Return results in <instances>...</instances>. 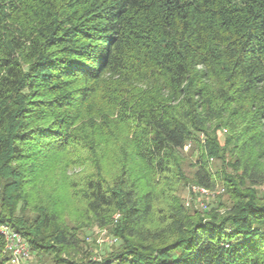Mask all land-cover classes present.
I'll return each mask as SVG.
<instances>
[{
    "label": "trees",
    "instance_id": "obj_1",
    "mask_svg": "<svg viewBox=\"0 0 264 264\" xmlns=\"http://www.w3.org/2000/svg\"><path fill=\"white\" fill-rule=\"evenodd\" d=\"M261 186L264 0H0V264H264Z\"/></svg>",
    "mask_w": 264,
    "mask_h": 264
},
{
    "label": "rangeland",
    "instance_id": "obj_2",
    "mask_svg": "<svg viewBox=\"0 0 264 264\" xmlns=\"http://www.w3.org/2000/svg\"><path fill=\"white\" fill-rule=\"evenodd\" d=\"M190 146H187L184 153L189 157L187 159V162L185 164V171L186 173L191 176L193 174V169L189 167V164L191 162H195V156L189 155ZM214 170L218 169L219 162H214ZM218 189L216 192H214V195L209 198H201L198 194L194 192L195 185L192 183H189L187 187L181 190V197L185 201L186 207L189 209L197 210L201 214H205L212 207H214L215 203L219 199L218 197L224 196V189L223 185L218 182ZM264 190V186H261L259 190ZM220 200V199H219ZM222 202L224 204L228 205L230 201L227 199V197L222 198ZM223 211V210H222ZM81 238L86 241V244H84V252H87L88 250H92L97 255V259H101L107 255L108 252H111V250L117 246L118 241L114 239V237L110 234L109 231L105 229H99L97 227H90L87 230H84V232L81 235ZM23 264H51V261L49 259L45 258L43 260L38 259L31 251V258L28 261H25Z\"/></svg>",
    "mask_w": 264,
    "mask_h": 264
},
{
    "label": "built area",
    "instance_id": "obj_3",
    "mask_svg": "<svg viewBox=\"0 0 264 264\" xmlns=\"http://www.w3.org/2000/svg\"><path fill=\"white\" fill-rule=\"evenodd\" d=\"M194 192L206 199L214 195L210 190L196 186ZM1 233L5 237L7 251L11 254V264H23L31 258L30 247L20 233L6 225L1 226Z\"/></svg>",
    "mask_w": 264,
    "mask_h": 264
}]
</instances>
